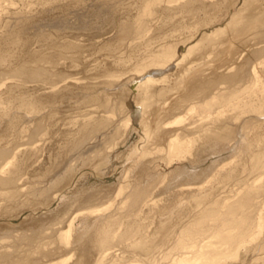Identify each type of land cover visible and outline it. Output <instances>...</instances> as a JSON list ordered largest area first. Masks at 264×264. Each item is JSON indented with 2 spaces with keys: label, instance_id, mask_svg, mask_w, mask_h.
Listing matches in <instances>:
<instances>
[{
  "label": "rangeland",
  "instance_id": "1",
  "mask_svg": "<svg viewBox=\"0 0 264 264\" xmlns=\"http://www.w3.org/2000/svg\"><path fill=\"white\" fill-rule=\"evenodd\" d=\"M141 1L121 0V5L113 6L114 12L109 10L111 2L104 0H0V26L8 20L5 10L23 14L20 15L23 21L16 27L19 45L0 48V56L5 60L0 64V149L8 150V155L16 152L10 167L12 169L19 162L23 166L22 193L28 194L29 189L40 191L60 179L47 197H41L45 192L40 191L31 198L34 208L21 205V202L0 201V237L6 233L12 236L15 231H42L44 235L50 227L66 226L74 214L83 211L82 216L79 214L75 218V226L78 229L86 223L88 232L94 234V227L102 222L103 216L119 214L121 217L108 227L111 236L104 247L115 249L112 248L110 257H105L103 262L111 263L113 257L116 259L118 254L122 255L121 252L126 258L133 259L136 255L129 249L131 237L120 240L119 235L126 234L130 225L139 230V234L147 231L151 235L159 222L156 212H148V208L139 210L140 204L134 217H129L126 209H122L126 206L122 205V200L134 185L147 189L153 195L148 194L151 198L161 199L157 204L172 208L170 210L176 217L179 213H188L195 205L192 197L197 193L205 194L212 184L217 187L222 182L220 189L225 188L223 192L228 194L232 185L225 181L228 172L234 175L235 169L241 171L243 166L250 167L254 163L253 156L242 148L243 143L233 150L222 143L204 145V139L207 134L217 131L218 120L233 119L239 114V118L232 121L236 122L234 132H241L250 119H256L254 115L258 110H264V62L251 63L257 67L259 81L250 88V95L246 93L237 101L232 102V87L230 91L228 88L222 92V100L218 97L209 99V96L206 99L202 95L188 99L186 95L192 79L225 73L230 67H234L233 72L257 46L248 41L249 33L227 36L225 27L222 37L213 34L218 45L208 47L200 60H197L198 52L192 55L187 50L202 36L226 26L240 10L248 7L241 13H261L264 16V0H192L193 6H189L191 9L188 8L187 12L177 9L186 0ZM124 26L128 27L130 34H124ZM42 34L48 37L40 38ZM164 48L171 52H165ZM53 53L62 55L54 72L68 77L56 86L57 89L50 90L43 84L8 77L21 64L32 65L35 58L50 57ZM238 54L242 55V60ZM177 60L179 63L175 65ZM167 64L171 65L170 69L158 77L160 81L151 83L149 94L137 98L128 92L131 78ZM42 66L51 69L50 63L44 62ZM124 86H127L126 92L122 91ZM21 101L30 105L24 107ZM35 103L42 110L38 119H43V130L37 137L32 136L36 118L31 121L27 118L30 106ZM188 103H192L191 108ZM253 103L259 108L251 114V107L256 109ZM100 105L105 106L101 108ZM247 106H251L249 110ZM96 119H108L114 127L119 125V135L108 137V130L97 133L94 140L86 142L78 151L76 142L82 131L79 126L89 125ZM263 124L257 123L261 130L255 127L258 132L243 129L247 139L259 135L261 142L257 140L255 144L259 145H253L254 153L264 150ZM176 131L180 138L185 137L181 151L171 149L167 143ZM200 146L201 153L196 155ZM212 147H215L212 150L215 154L211 152ZM81 151L83 154L79 155ZM108 154L111 161L107 163ZM193 165H198L195 170L191 168ZM184 167L199 172V178L192 177V174L182 177L180 170ZM213 173L216 176L207 186L204 181ZM92 209L105 214L100 211L101 214L93 215ZM85 216L88 218L83 223ZM82 241L81 238L68 248L59 243V251L49 261L61 259L70 251L76 258L81 254ZM49 243L48 240L45 245ZM49 247H54L52 240ZM99 252L101 254L103 250ZM99 252L97 248L88 247L85 264H94L99 259ZM250 259L244 264H264ZM228 263L238 264L231 260Z\"/></svg>",
  "mask_w": 264,
  "mask_h": 264
},
{
  "label": "bare ground",
  "instance_id": "2",
  "mask_svg": "<svg viewBox=\"0 0 264 264\" xmlns=\"http://www.w3.org/2000/svg\"><path fill=\"white\" fill-rule=\"evenodd\" d=\"M105 1L111 2L109 10H113L114 12L115 9L113 6L116 7L117 4L121 2V0H104V2ZM169 1L181 2L180 0ZM141 2H143V0ZM192 4V0H186L184 5L182 4V6L177 9H185V12H187V9H191V7L193 6ZM248 9L249 8L247 7L242 11L245 12ZM252 9L253 8H251V10ZM5 11L8 14V20L5 22L4 26H0V31L3 29L2 37H0V48L19 45L18 43L20 42L16 40V27L18 23L20 24V22L23 21L21 20L22 16H20L23 14H19L12 10ZM104 11L106 12L107 10ZM242 11L240 10L236 15H234L226 26L214 29L210 34L202 36L199 41L188 48L187 53H191L193 55L194 52H198L197 57L199 58H196L197 60H200L202 56H205V51L208 47H212V45L215 47L218 45L214 42L215 39H213L212 37H214L215 35H218V37H222V33H224L223 31L226 29L227 31L225 32V34H227V36H243L249 33L248 41H250L253 46H257V48L248 53V57L245 60H242V55L240 56V54H238L241 58L240 60H242L243 62L239 66H237L233 72L231 71L234 69V67H230V69H227V72L225 73H213L208 78H201V76H199L192 79L191 85L186 95L188 99H192L194 97L202 95L205 98L208 96L209 99L218 97L220 98L219 100H222V92L226 91V89L228 88H230V91L232 87L230 93L232 102L234 100L237 101L239 98H243V95L245 96L246 93L250 92V88H253L252 86H254L255 83L259 81L260 75L258 74L257 67L256 65L253 66L251 63L254 62L256 64H262L264 62V16L261 13H250L246 15L245 13H241ZM24 18H26V16ZM123 32L124 34H127V32L129 33L127 26L123 27ZM43 35L44 34H42L40 38L48 37L47 35V37H44ZM217 42L220 41H218L217 39ZM70 47H72V45ZM164 51L171 52L169 48H164ZM62 54L64 55V53ZM60 58H62V55L56 53L51 54L50 57H47L45 55L40 58L38 57V59L35 58L36 60L33 62L34 64H21V66L15 68L12 74H10L8 77L24 79L37 84H43V86H45L44 88L54 90L56 86L60 84V82H65V80L68 78L66 75L60 74V72H54V68ZM2 60L3 58L0 56V64ZM178 60L174 61L175 65L179 63ZM44 62L50 63L51 69H45V67L42 66V63ZM170 67L171 65L167 64L165 67L157 68L153 72H144L143 74L138 73L139 75L137 77L131 78L128 81V92L136 95L137 98L149 94L151 91V83L153 84L160 81L158 77H162V75L166 71H168ZM1 80L2 72L0 71V86L2 85ZM125 87L127 86H124L122 88L123 92H126L127 90ZM252 91L254 90H251V92ZM97 101L100 102L99 100ZM191 104L192 103H188L187 106L191 108ZM233 104L235 105V103ZM254 104L256 105V103H253V105ZM260 104H263V102L261 101ZM21 105L26 107L30 104H27L26 101H21ZM253 105L251 104V106ZM255 105L253 107L256 108ZM104 106L105 105H100L101 108H104ZM182 106L184 108V105ZM258 108L254 109L251 107L252 112L250 113H255V110L257 111ZM248 110H246V113H248L249 115L250 113L248 112ZM41 111L42 110L36 103L33 106H30L29 115L27 118L29 121H31L33 118H36L34 120L35 123L32 134L33 137H37L42 132L41 129L43 126V119H38V114H40ZM236 115L237 116L235 118L238 119L239 114ZM254 117H256L255 120L254 118L253 120H249L248 116L249 121L247 120L248 122L246 123V126L244 125L245 127L243 129L251 128L248 129L249 131H247L252 132V129L258 127L257 123H264V110H258L255 113ZM129 119L126 120L127 124L130 123ZM233 119L223 118L221 120H218V123L216 125L217 131H212L210 135L205 134L206 136L204 139V145H210L213 143V145L217 146L218 144L222 143L228 145V149L234 148L233 150H236L238 145L240 143H243L242 148L253 156L252 160L254 163L250 167H247L245 165L241 168V171H236L235 169L234 175L231 172L227 171L228 174L225 176V181L227 183H232L229 193L225 194L223 192L225 188H221L222 190L220 189V184L222 182H219L220 184L217 187L213 186L212 184L209 191L205 194L202 195L201 193H199L201 194L199 195L197 193L194 197H192L194 198L195 205L192 206L188 213L185 212L186 214H184L178 212L179 215L175 217V215H173L172 211L170 210L172 208L168 209L165 206L160 207V205L157 204V202H161V199H157L155 197L151 198L150 195H148L151 193H148L147 189H145L144 187L143 189L141 186L134 185L131 188V192L129 191V194H127V196H125V199L122 200V205H126L122 209H126L129 217H134L133 214L138 211L137 205L140 204L141 206L139 207V210L148 208L150 210L148 212H156L159 217V222L156 228L152 231L151 235H148L147 231L140 232L139 234V230H136V228H133L130 225V228L126 229L127 231H125L126 234L119 235V239L122 240L125 237L130 236L132 242L130 244L131 248H128L132 250L136 256H134L133 259H130L126 258L124 252H121L122 255H117L116 253L118 257L116 259H114L113 257L111 263L105 264H229L228 262L230 260L234 263L238 262V264H244L249 260V257L251 258L250 260H252V262L264 263V184H262L264 181V150L262 152L260 151L254 153L253 145L258 140L259 135L255 136L254 138L247 139V133L245 134L244 132L246 131V129L244 131L242 129L241 132L236 130V132H234V123L236 122H233ZM96 120L97 121L89 123V125L84 124L79 126L82 131H80L79 141L76 142L78 151L80 150L82 145H85L86 142L91 141L94 137H96L97 133H102L105 132V130H108V137L112 138L119 135V125H115V127L112 126V124L107 121L108 119ZM12 121L13 120L10 121V125L13 127L14 124ZM243 121L245 120L243 119ZM258 129L256 128L255 130H257L258 132ZM178 131H176L170 137L169 142L167 143L171 149L181 151L184 149V147L182 146L186 141H184L185 137H179ZM258 142H261V140H258ZM256 144L255 145L257 147L259 143ZM201 148L202 146H200L196 150V155H199L201 153ZM214 148L215 147H212L211 149L212 153L215 152L212 151ZM202 152L204 151L202 150ZM15 153L16 152L13 151L10 155H8V150L0 149V201H3L5 203L13 202V204H19L21 202V205L33 207L34 202L31 198L35 197L36 194L40 191H42L43 193L45 192L41 197H47V193H49L53 189V187L57 185L60 179H55L50 186H47L40 191L37 189H29L28 194L26 192L22 193L24 190V183L22 182L23 166L19 162L16 163L12 169L10 167V163H12V159H14L16 155ZM78 154H83V152L81 151ZM106 159L107 163L111 161L109 154L107 155ZM197 166L198 165H193L191 168L195 170ZM191 174L192 177L199 178V172L191 171L188 169V167H184L180 170V175L182 177L189 176ZM215 176V173L208 175L204 183L208 186V184L213 181ZM228 185H226L225 187H227ZM200 187L202 188V186ZM201 190L202 189H200V191ZM201 192H204V190H202ZM222 194L224 196H222ZM63 198L64 196H62V199ZM100 211H96V209H94L91 214H101L102 211ZM82 213L80 212L78 213V215L80 214L82 216ZM104 214L102 212V215ZM74 215L75 216H73V218L67 221L66 226L62 228L50 227L48 228L47 232L45 231L44 235L42 234V231H32L31 233L15 231L13 233L16 234L12 236H8V234L6 233L4 237H0V239L4 242H0V264H85L86 257L88 255V247H92L93 249L97 248L98 252L100 250H103L101 254L99 252V259H97L94 264H104L103 259L108 256L110 257L111 250L112 248H114L109 247L104 249V247H106V245L108 244L111 236L110 232L108 231V227H111L114 222L121 217V215L111 214L110 216H103L102 222L94 227V234H90L88 232V226L85 223V220L88 218L87 216L82 219V222L85 223V225L83 224L81 228L77 229L74 220L76 217L78 218V215ZM81 238L83 239L80 246L81 254L76 258H74L73 251H70L66 253V256L61 259L49 261L51 260L50 258L54 256V253L56 251H59V243L63 244L65 248H68L74 245L75 242L80 240ZM6 239L12 240L10 242L4 241ZM48 240L50 243L52 240L54 244L53 248L49 247L50 243L48 245H45ZM101 257L102 259H100Z\"/></svg>",
  "mask_w": 264,
  "mask_h": 264
}]
</instances>
